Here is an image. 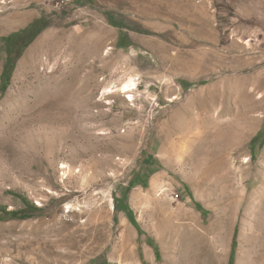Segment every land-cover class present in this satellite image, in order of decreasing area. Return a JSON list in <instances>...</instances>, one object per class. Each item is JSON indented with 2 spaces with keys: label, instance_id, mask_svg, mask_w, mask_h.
I'll return each instance as SVG.
<instances>
[{
  "label": "rangeland",
  "instance_id": "rangeland-1",
  "mask_svg": "<svg viewBox=\"0 0 264 264\" xmlns=\"http://www.w3.org/2000/svg\"><path fill=\"white\" fill-rule=\"evenodd\" d=\"M82 3L0 0V264H264V0Z\"/></svg>",
  "mask_w": 264,
  "mask_h": 264
},
{
  "label": "bare ground",
  "instance_id": "bare-ground-1",
  "mask_svg": "<svg viewBox=\"0 0 264 264\" xmlns=\"http://www.w3.org/2000/svg\"><path fill=\"white\" fill-rule=\"evenodd\" d=\"M19 15V14H17ZM21 15V14H20ZM20 15L18 17H20ZM15 16V15H14ZM11 18V17H10ZM10 18H6L4 19L3 21L6 22L5 24V27L6 28H15L14 24L15 22H12L11 20H9ZM16 19V18H15ZM20 19V18H19ZM14 20V19H12ZM23 20V19H22ZM21 20V21H22ZM11 21V22H10ZM16 21V20H15ZM17 22H18V19H17ZM23 22V21H22ZM18 26V25H17ZM5 28V29H6ZM134 79H130L128 82H126L123 86H122V90H130L131 88L134 87ZM64 168V167H63ZM131 238V237H130ZM129 239V238H128ZM126 241V240H125ZM72 246V245H71ZM70 247V246H68ZM73 248V247H72ZM76 248V247H75ZM70 251V250H69ZM80 251V249H79ZM95 248L94 247H90V246H87L84 248V250H82V252L80 251L79 255L74 256L73 253H67L66 255H64L65 257V260L69 259V263L68 262H64L63 261V264H86V260L88 258H90L91 255H93L95 253ZM67 252V250H66ZM71 252V251H70ZM77 253V254H78ZM76 255V254H75ZM61 256V255H60ZM59 258H63L62 256L59 257ZM112 258L113 259H117L118 258V263L119 264H130L134 261L135 259V256H134V249H133V246H132V243H130V240H128V243L126 245H123V246H120L119 249L117 248L115 250V252L112 254ZM170 258L165 256V263L164 264H173L170 260ZM63 260V259H62ZM61 262V261H60ZM58 262L59 264H62V262L60 263ZM175 264V263H174Z\"/></svg>",
  "mask_w": 264,
  "mask_h": 264
},
{
  "label": "trees",
  "instance_id": "trees-1",
  "mask_svg": "<svg viewBox=\"0 0 264 264\" xmlns=\"http://www.w3.org/2000/svg\"><path fill=\"white\" fill-rule=\"evenodd\" d=\"M82 1H87V2H89V1H91V0H77V3L78 4H83L82 3ZM35 24V23H34ZM33 24V25H34ZM33 25L31 26L32 28H33ZM29 30L30 29H27V30H24V31H22L21 33H19V35H25V34H29ZM31 31V30H30ZM38 31V30H37ZM36 31V32H37ZM16 38V35H12V36H10V37H8L7 39H6V44H8V46H9V40H13V39H15ZM31 39V37H29L28 38V40H30ZM122 40V39H121ZM121 40H120V42H121ZM121 44V43H120ZM123 44V43H122ZM122 46H124V45H122ZM11 70L13 69V68H10ZM10 74H7L6 75V71L4 72V74H3V77H2V82L3 83H5V82H8L9 80H10V76H9ZM182 85L185 87V88H187V84L185 83V82H183L182 83ZM2 88L4 89V86H3V84H2ZM147 165L148 166H150V168L153 166V162L152 161H150V159L147 161ZM142 170L144 171V173H141L142 172ZM142 170H140L138 173H136V175H135V177H134V179L131 181V184H130V187L132 188V187H135V186H138V185H143V184H145L146 182H147V180H149V178L151 177V175L153 174V173H155L156 171L154 170V169H152V170H145V169H142ZM116 210L117 211H124V212H129V210H128V208L127 207H121L120 205H118V204H116ZM37 211V208L36 207H34V205H32V207L31 208H27V209H25V210H22V211H18V212H15V213H12V215H11V217L12 218H14V219H20V220H22V219H27V218H29L30 216H28L27 215V213L28 212H31V214H33V213H35Z\"/></svg>",
  "mask_w": 264,
  "mask_h": 264
},
{
  "label": "built area",
  "instance_id": "built-area-1",
  "mask_svg": "<svg viewBox=\"0 0 264 264\" xmlns=\"http://www.w3.org/2000/svg\"><path fill=\"white\" fill-rule=\"evenodd\" d=\"M71 0H62V4H68Z\"/></svg>",
  "mask_w": 264,
  "mask_h": 264
}]
</instances>
